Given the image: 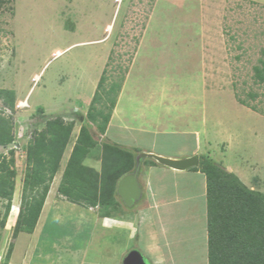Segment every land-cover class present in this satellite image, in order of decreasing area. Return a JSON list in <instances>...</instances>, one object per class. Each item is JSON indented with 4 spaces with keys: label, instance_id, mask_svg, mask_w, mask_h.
Here are the masks:
<instances>
[{
    "label": "rangeland",
    "instance_id": "rangeland-1",
    "mask_svg": "<svg viewBox=\"0 0 264 264\" xmlns=\"http://www.w3.org/2000/svg\"><path fill=\"white\" fill-rule=\"evenodd\" d=\"M261 61L264 0H0V89L14 91L15 100L13 111L4 108L0 100L1 115L12 119L15 135L13 144L0 146V156H5L7 162L13 159L10 171L15 184L7 218L6 201L0 198V264H121L130 254H123L130 238L129 226L124 225L123 232H98L91 246L86 243L89 236L83 232L89 226L82 230L78 219L82 222L84 218L75 216L85 207L90 217L98 219L103 208L81 204L76 209L58 192L80 128L88 123L87 113L103 75L107 78L106 89L119 83L127 93L140 94L139 98L146 100L151 93L160 96L159 83L171 82L184 89L181 92L192 95H200L201 88L210 103L204 115V137L220 142L229 135L233 143L224 162L238 172L240 176H236L250 190L264 193V83L254 77V67L261 66ZM20 102H27V106L18 107ZM55 118L72 124V132L34 232H19L16 225L24 180L33 165L28 161L27 147ZM91 132L98 144L82 161L81 174L86 176L87 190L101 201L113 158L106 155L104 145H116L120 150L124 147L110 136H102L95 125H91ZM45 135V140L52 142V134ZM159 146L165 151L178 148L172 143ZM132 154L137 161L143 155L138 151ZM114 157L111 168L119 170L125 164L130 167L126 175L134 174L136 161L131 166L124 156L115 153ZM215 163L224 168L221 161ZM185 185L180 193L188 197L196 191V199L173 206L177 214L171 216V234L182 232L187 238L186 248L192 253L193 245L199 246L200 241L190 235L205 226L208 255L196 262L209 264L208 200L199 195L198 185ZM220 198L215 205L221 213L214 216V222L225 243L227 233L233 232L249 245L263 248L264 237L255 240L258 235L251 232L258 212L250 207L232 213L226 204L233 199L229 192ZM122 202L119 198L114 217L128 213ZM122 219L129 220L125 215ZM135 248L143 252L140 246ZM197 253L194 256L198 257Z\"/></svg>",
    "mask_w": 264,
    "mask_h": 264
},
{
    "label": "crops",
    "instance_id": "crops-1",
    "mask_svg": "<svg viewBox=\"0 0 264 264\" xmlns=\"http://www.w3.org/2000/svg\"><path fill=\"white\" fill-rule=\"evenodd\" d=\"M178 87L171 82L159 83L157 88H160V96L155 97L154 93H151L152 95L147 100L139 98L140 94L131 95L129 92L127 93V90L123 87L104 137L108 138L110 136L113 141L115 139L117 145L124 147L122 148L123 150L127 149L126 151H131L132 153L138 151L141 154H154L172 160H182L193 156H197L200 159L202 155H208L214 162L221 161L228 172L240 176L232 166L224 162L225 158L228 157L227 153H229L230 144L233 143H231L229 135L228 139L220 142L205 138L203 135L204 115L205 113L208 114L210 104L204 99V91H201L200 88V95H192L188 92L184 93L182 91V93L180 91L181 88ZM145 109L150 112H146ZM216 133H219V131L216 130ZM162 136L163 140L161 141ZM164 136L170 137V139H166ZM171 136L175 139L171 140ZM176 137H179L180 141L176 140ZM171 143L178 148H172L169 151L160 149L159 145L168 144L170 146ZM218 155H222L221 158L218 159ZM135 161L134 177L140 190L139 197L134 202L137 205L130 209L122 197L115 193L116 201L118 202L119 198L123 201L122 205L125 211H128L124 215L129 220L122 219L124 215L114 217L112 214H115V212L113 211L110 214H99L97 219V216L94 215L90 217L89 214L91 212L85 207L81 208L82 212L77 210L75 217L79 218L81 215L84 218L82 222L78 219L82 230L83 227L89 226L88 231H83L84 234L86 233L89 236V238H86V243L88 242L92 246V240L96 239L95 234L98 232H108L109 229H113V233L119 230L123 232L124 225H127L131 233L123 254L127 255L134 250L139 251L137 250L138 248H135L138 245L143 248V252H139L148 264H195L196 260L200 259V256L204 258V255H208L205 226L201 227L199 231L197 229L195 234L192 233L190 235L196 236L195 238L193 237L194 241L199 240L200 243L199 246L198 244L193 245L192 249L194 251L189 253L190 248H186L187 238H184L182 232L177 233V236L172 235L171 230L173 228L170 229V224L172 222L171 218L177 214L176 207L173 208V206H178L184 201L189 202L196 199V191L192 193V196L188 197L180 193L183 185L184 187L187 185L185 183L189 182L194 186L198 185L199 195L207 198L206 175L200 170L195 171L191 168L187 170L170 168L147 156ZM119 182L117 184V192ZM197 188L195 187L194 189ZM61 196L67 201L66 197ZM62 203L66 205L69 203L76 209H80L79 204L69 201ZM73 211L75 210L73 209ZM166 214L170 217H165L164 215ZM204 215L205 213L203 217ZM191 216L199 220L197 216ZM203 219L205 220V218ZM197 249H202L204 254L201 251L197 253ZM84 251L86 250L84 249ZM195 253L199 256H194ZM185 254L187 257H185ZM78 256L79 254H77ZM180 259L183 260L180 261ZM124 260L125 257L121 260V264H124ZM98 261L101 262L100 259ZM80 262H75V264H81L82 262Z\"/></svg>",
    "mask_w": 264,
    "mask_h": 264
},
{
    "label": "trees",
    "instance_id": "trees-1",
    "mask_svg": "<svg viewBox=\"0 0 264 264\" xmlns=\"http://www.w3.org/2000/svg\"><path fill=\"white\" fill-rule=\"evenodd\" d=\"M254 72L255 80L258 83H264V61H261V66L254 67ZM106 81V76H101L87 113L88 123L83 124L80 129L79 137L58 188V192L72 203L89 207H102V215L110 214L117 209L118 205L115 199L117 184L130 168L125 167V164L121 165L119 170L115 168L116 166L111 168L114 165L113 162L111 163L112 159L117 158L114 157L115 153L124 156V161L126 160L131 166L135 163L133 162L135 161L134 155L131 152L120 150L116 145L105 144V150L108 149V152L105 151L106 155L108 154V157L113 156L111 160L108 159L110 160V167L106 172L107 177L105 179L107 189L101 195V201L100 199L97 201L91 190H87L86 176L81 174L84 170L82 161L89 151L98 144L92 135L91 125H95L102 136L105 135L119 92L122 89V84L119 83H114L106 89ZM0 100L4 108L14 110V91L0 89ZM238 101L248 106L247 102L242 99L238 98ZM98 104L102 107L98 108ZM252 109L256 110L255 108ZM1 112L3 111H0V146L6 147L15 142L14 127L12 119L3 117ZM72 126V124H66L62 118L51 119L47 122L46 130L41 131L29 143L27 147L28 161L33 165L24 180L22 206L16 225L19 232L29 234L34 232L50 190V183L58 170L66 142L71 135ZM46 133L52 134V142L48 143L45 140ZM12 163L13 159L7 162L5 156H0V198L6 201L5 218L8 217L11 210L15 190V184L12 180L14 173L10 171ZM113 169L117 172H113ZM191 169L202 171L207 180L209 264H264V245L263 248L258 247V245L255 246V243L249 245L247 241L242 240L239 235L233 232L227 233L225 237L228 238V241L225 243L216 221L214 222V216L221 213L215 204L218 203V198L223 193L229 192L233 199L226 202L228 209L233 212H245L252 207L255 212H258V217L254 221L251 232L257 233L258 236H255V240L259 236L264 237V193L250 190L234 173L228 172L206 156H201L199 166ZM215 218L218 220V217ZM221 239L222 242H220ZM231 240H234L235 243ZM261 241L264 242V239Z\"/></svg>",
    "mask_w": 264,
    "mask_h": 264
},
{
    "label": "water",
    "instance_id": "water-1",
    "mask_svg": "<svg viewBox=\"0 0 264 264\" xmlns=\"http://www.w3.org/2000/svg\"><path fill=\"white\" fill-rule=\"evenodd\" d=\"M154 158L158 163L168 166L170 168H175L178 170H187L189 168L197 167L199 165V159L197 156L189 157L182 160H172L157 156L154 154H143L142 157ZM139 187L134 177L132 175H126L123 177L118 185V194L122 197L126 205H132L139 197ZM124 264H148L143 255L139 251H132L125 258Z\"/></svg>",
    "mask_w": 264,
    "mask_h": 264
},
{
    "label": "built area",
    "instance_id": "built-area-1",
    "mask_svg": "<svg viewBox=\"0 0 264 264\" xmlns=\"http://www.w3.org/2000/svg\"><path fill=\"white\" fill-rule=\"evenodd\" d=\"M26 105H27V102H25L24 104H23L22 102H20L18 107L23 108V107H25Z\"/></svg>",
    "mask_w": 264,
    "mask_h": 264
},
{
    "label": "bare ground",
    "instance_id": "bare-ground-1",
    "mask_svg": "<svg viewBox=\"0 0 264 264\" xmlns=\"http://www.w3.org/2000/svg\"><path fill=\"white\" fill-rule=\"evenodd\" d=\"M110 28V27H109ZM57 55H59V53H57ZM37 78H38V76H37Z\"/></svg>",
    "mask_w": 264,
    "mask_h": 264
},
{
    "label": "clouds",
    "instance_id": "clouds-1",
    "mask_svg": "<svg viewBox=\"0 0 264 264\" xmlns=\"http://www.w3.org/2000/svg\"><path fill=\"white\" fill-rule=\"evenodd\" d=\"M27 106V105H26Z\"/></svg>",
    "mask_w": 264,
    "mask_h": 264
}]
</instances>
